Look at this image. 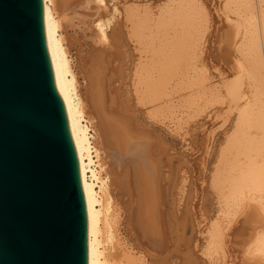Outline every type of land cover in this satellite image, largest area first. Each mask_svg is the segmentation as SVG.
I'll use <instances>...</instances> for the list:
<instances>
[{
	"label": "bare ground",
	"instance_id": "1",
	"mask_svg": "<svg viewBox=\"0 0 264 264\" xmlns=\"http://www.w3.org/2000/svg\"><path fill=\"white\" fill-rule=\"evenodd\" d=\"M113 1L43 0L54 68L78 155L88 264L166 262L161 250L167 232L158 192L162 159L151 154L149 138L129 118L130 99L152 108L173 130L186 132L184 124L201 116L212 122L219 118L220 126L234 117L210 175L216 215L206 222L190 208L180 221L168 218L169 236L176 244L179 227L193 222L208 264H264V0H129L121 8ZM69 22L82 33L91 30L96 39L86 55L90 88L84 91L94 96L90 101L81 93L72 64L66 40ZM216 38L222 47L210 52ZM127 56H133L130 67L123 60ZM126 78L129 97L121 92ZM218 105L224 110L216 112ZM210 136L208 130L199 137L203 146ZM120 161L130 163L137 183L136 211L129 220L136 215L141 241L133 246L122 237V211L112 190L110 163Z\"/></svg>",
	"mask_w": 264,
	"mask_h": 264
},
{
	"label": "water",
	"instance_id": "2",
	"mask_svg": "<svg viewBox=\"0 0 264 264\" xmlns=\"http://www.w3.org/2000/svg\"><path fill=\"white\" fill-rule=\"evenodd\" d=\"M0 264H88L78 155L43 0H0Z\"/></svg>",
	"mask_w": 264,
	"mask_h": 264
},
{
	"label": "rangeland",
	"instance_id": "3",
	"mask_svg": "<svg viewBox=\"0 0 264 264\" xmlns=\"http://www.w3.org/2000/svg\"><path fill=\"white\" fill-rule=\"evenodd\" d=\"M116 1H118L116 3H119V8H121L120 5H122V3H124L122 5L124 6L130 2L129 0ZM146 1L151 3L160 2V0ZM113 2H115V0ZM111 4L112 2H109V5ZM74 20L75 19H73V21ZM72 23L73 22H69L70 27L67 30V35L65 33L64 35H66L67 38L65 39L68 42L71 59L73 60L72 64L74 63L75 65H73L75 71L77 69L76 73L78 74V81L80 83V87H82L80 88V90L82 89L81 93L83 91V96H89L88 98L90 101V98H93L94 96L88 95L91 94L90 91L87 92L90 86H87L88 90L86 88V85L88 84V58L86 55H88L90 52L91 41L96 39L94 37V33L91 30L85 28V33L83 32V34L79 29H73L72 26H75V23H73L74 25ZM88 25V28L93 26L91 23ZM211 45L209 47H211L213 50H210L211 48H207L210 50V52L217 51L216 47L217 49H220L222 47L221 38H216L213 46ZM123 48H125L124 50L126 52H130V47L128 45ZM207 49L206 52H209ZM217 52H219V50ZM132 59L133 56H127L123 59L127 60L125 61V63H127L125 64V67L131 65L130 62ZM212 59L214 58L212 57ZM214 60L220 61L219 59ZM129 67L125 68L124 75L128 74L130 69ZM126 79V81L124 79L126 82H124L125 85L121 86V92L123 91L122 93L124 97H129L128 92H124V89H127L128 91L130 89L128 78ZM130 101L131 105L127 110V114L130 116L129 118L132 120V123L135 122L133 125H136V128L143 130L145 133L144 135L149 138V146L152 150L151 154L155 157L161 155L160 158L162 159V161L160 160V169L158 172V192L161 196H159V214L161 220H163V225L165 224L164 228L167 232L166 239L163 242V248L161 250L162 252L160 251L162 257H165V264H208L205 256L201 254L200 251V248L202 247V235L198 232L197 228H194L196 226L193 225V222H191L190 225H188V222L184 229H181L183 227H179V230L182 231H178L180 234L178 235L179 240L176 241V244H174V236H169L170 228L167 224L169 223V219L175 220L177 218L176 220H182L183 216L189 210H191L190 208H192L195 213L197 212V218L200 216L202 219H205V221L207 220L206 222L216 215L217 209L215 195L211 189L210 175L217 165L219 152L224 145L225 136L232 129L234 117L231 115L229 120L224 125L220 126L221 121L219 118V120L215 119V121L212 122L208 117L201 116L199 119L191 121L192 123L189 122V124H184L187 125V127L185 126L187 130L186 134L184 125V129L173 130L167 121L155 117L152 108L137 105V103L131 99ZM89 106L92 107L90 102ZM222 110L224 109H222L220 105L216 107V112H220ZM90 112L92 116L91 109ZM92 117H95V120L99 119L97 118L98 114H96L95 110ZM194 123L195 125H193ZM215 127L216 130H213L212 128ZM208 130H210L211 135L213 134V136H210V138L208 137V140L206 137V145L203 146L200 138L207 134ZM129 164V162L120 161L118 164L111 162L110 166L111 169L113 168L111 173L112 180L114 181V184L112 185L113 194L115 195L122 211L120 225L122 237L127 245L133 246L137 244V239H139L140 234L138 235L139 228L135 223L136 215L132 216L133 222L129 220V214L134 213L137 206V183L134 175H132L134 173L133 169L129 170ZM159 190L162 191V193ZM131 192L135 198L132 197ZM197 221L199 220L197 219ZM174 246H176V248Z\"/></svg>",
	"mask_w": 264,
	"mask_h": 264
}]
</instances>
